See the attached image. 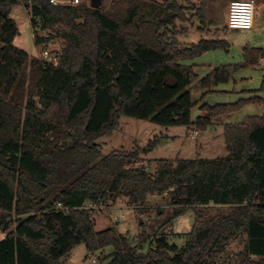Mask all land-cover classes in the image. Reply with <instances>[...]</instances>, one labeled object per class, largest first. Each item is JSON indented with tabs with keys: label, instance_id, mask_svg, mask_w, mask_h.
Wrapping results in <instances>:
<instances>
[{
	"label": "trees",
	"instance_id": "trees-1",
	"mask_svg": "<svg viewBox=\"0 0 264 264\" xmlns=\"http://www.w3.org/2000/svg\"><path fill=\"white\" fill-rule=\"evenodd\" d=\"M20 1L33 30L37 20L48 30L46 37L33 36L35 44L43 48L55 34L64 39L57 65L13 44L18 28L8 14ZM70 1L0 0V264H62L79 243L89 253L112 246L109 260L98 264H264V113L223 125L225 156L159 158L154 172L135 163L159 137L146 148L105 154L97 142L121 117L205 130L212 116L264 103L254 96L203 104L207 114L191 119L192 93L212 91L242 65H218L199 78L184 61L226 43L180 44L171 27L186 21L190 0H101L100 8ZM194 9L204 23L206 0ZM259 51L245 46L244 65H255ZM162 194L173 207L171 218L194 211L189 239L175 254L165 235L143 252L144 230L136 243L112 227L96 230L94 210L83 207L109 206L118 197L139 206ZM53 201L69 209L57 210ZM210 202L229 208L211 214L202 207ZM240 235L242 251L222 256Z\"/></svg>",
	"mask_w": 264,
	"mask_h": 264
},
{
	"label": "rangeland",
	"instance_id": "rangeland-1",
	"mask_svg": "<svg viewBox=\"0 0 264 264\" xmlns=\"http://www.w3.org/2000/svg\"><path fill=\"white\" fill-rule=\"evenodd\" d=\"M229 1L206 0L205 22L203 23L194 9L199 6L200 0H190L194 8H186L184 10L186 21L178 20L175 22V26L171 27V30L176 31V39L183 46L196 44L201 38L218 39L226 43L223 47L208 50L197 57L184 61V63L193 66V70L198 74L199 78L218 65H242L232 73L226 82L218 84L212 91L204 94L203 91L192 93V100L196 103L191 110L192 120L207 114L206 110L201 108L203 104L234 103L240 99H247L248 94L254 92L257 97L264 98V91L260 90L264 77V8L257 7L255 11L256 28L248 30L231 29L227 26V6ZM255 1L258 4L261 2V0ZM81 2L89 5L90 0H79L75 4ZM178 2L186 4L187 0H178ZM122 5L125 6L126 2L123 1ZM8 16L13 18L18 28L13 44L25 50L30 57L40 59L41 50L45 48L53 52L61 49L64 39L58 34H55L43 48L35 44L30 11L22 1L12 7ZM146 16L149 19H154L155 11L149 10ZM76 20L79 22L82 21V18H77ZM55 27L57 28L58 25ZM243 46L260 48L258 54H253V57L255 56L257 59L255 65H244ZM252 107L249 103L245 104L239 110L225 113L222 118L225 123L242 122L245 120L244 115L256 113ZM206 135L208 136L206 139L208 143H204L202 148H198L199 142ZM154 137H159L157 144L152 150L141 152L139 161L135 163V165H146L152 172L157 167L155 159H174L176 157L216 158L223 157L228 153L225 148L224 131L216 126L206 133L198 130L197 135L192 138L189 130L184 126L164 128L149 119H135L132 117H121L111 134L98 138L97 142L101 147V151L105 154L112 150H130L136 147L146 148L148 142L152 141ZM171 137L173 140H171ZM150 160L152 162H149ZM102 205L103 209L93 211L94 228L101 230L112 227L118 233L127 232L132 243L137 242L139 233L144 230L148 233V239L141 247L143 252L156 247L157 239L160 235H165L169 243L176 245V250L172 251L171 254L179 252L189 239V232L194 223V211L192 208L171 218L173 207L166 194L149 195L145 198L143 204L139 206L128 204L124 197H118L109 206ZM202 207L211 214L225 212L229 208L228 205L215 204L213 202ZM21 216L25 217L26 214ZM4 233L0 229V238L4 236ZM244 243V235L238 236L230 242L222 256H235L242 251ZM112 250V246H106L103 249L89 253L85 244L79 243L62 258V264L105 263L109 260V258L105 259V257ZM93 258L95 261H92Z\"/></svg>",
	"mask_w": 264,
	"mask_h": 264
},
{
	"label": "built area",
	"instance_id": "built-area-1",
	"mask_svg": "<svg viewBox=\"0 0 264 264\" xmlns=\"http://www.w3.org/2000/svg\"><path fill=\"white\" fill-rule=\"evenodd\" d=\"M53 4L65 3L66 0H50ZM70 2L78 3L79 0H71ZM258 7V3L255 0H230L227 6V26L231 29H252L254 25L255 11ZM39 34L41 36L46 37L48 35L47 29H42L37 20L36 27L33 30V36L35 34ZM41 60L44 62L57 65L58 63V54L57 51L53 52L50 49H42L41 50ZM190 137H195L198 133V130L191 129L189 131ZM52 206L57 210L67 211L69 207L63 206L60 201H53ZM83 207L92 209V210H101L103 209V205L101 203H92L87 202L84 203ZM92 261H95L93 258Z\"/></svg>",
	"mask_w": 264,
	"mask_h": 264
},
{
	"label": "crops",
	"instance_id": "crops-1",
	"mask_svg": "<svg viewBox=\"0 0 264 264\" xmlns=\"http://www.w3.org/2000/svg\"><path fill=\"white\" fill-rule=\"evenodd\" d=\"M263 5H264V0H261V2H260V4H258V7H261V8H263ZM13 19V18H12ZM31 20V19H30ZM257 27V24H256V17L254 18V25H253V28L252 29H254V28H256ZM245 46H243L242 48H244ZM261 51H262V49H261ZM253 96H257L256 94H255V92L254 93H249L248 94V97L247 98H251V97H253ZM264 99V98H263ZM249 104H251L253 107L252 108H254L255 109V111H256V113L255 114H257V115H261V114H263L264 113V104H258V103H249ZM224 114H222V115H219V116H212L211 117V125L210 126H208L205 130H199V131H202V132H208L209 130L211 131L213 128H215V126L216 127H218V128H220V129H223V125L225 124V120H223V118H222V116H223ZM251 115H254V114H251ZM245 116V120L247 119V117L248 116H250V115H248V114H246V115H244ZM244 120V121H245ZM243 122V121H242ZM213 124H214V127L212 128V126H213ZM208 134V133H207ZM166 135V134H165ZM174 135H176L175 133H174ZM173 136V135H172ZM212 136V135H211ZM172 138V137H171ZM208 138V136L206 135L205 137L203 136V138L201 139L202 141H200L199 143V145H198V148H202L203 147V145H204V143L206 144V143H208V141L206 140ZM171 140H173V138L171 139Z\"/></svg>",
	"mask_w": 264,
	"mask_h": 264
},
{
	"label": "water",
	"instance_id": "water-1",
	"mask_svg": "<svg viewBox=\"0 0 264 264\" xmlns=\"http://www.w3.org/2000/svg\"><path fill=\"white\" fill-rule=\"evenodd\" d=\"M90 5L93 8H100L101 0H90ZM263 8H264V5H263Z\"/></svg>",
	"mask_w": 264,
	"mask_h": 264
}]
</instances>
